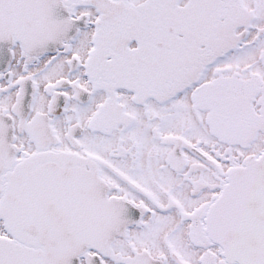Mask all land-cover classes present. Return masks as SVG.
<instances>
[{
  "label": "snow or ice",
  "instance_id": "1",
  "mask_svg": "<svg viewBox=\"0 0 264 264\" xmlns=\"http://www.w3.org/2000/svg\"><path fill=\"white\" fill-rule=\"evenodd\" d=\"M0 264H264V0H0Z\"/></svg>",
  "mask_w": 264,
  "mask_h": 264
}]
</instances>
